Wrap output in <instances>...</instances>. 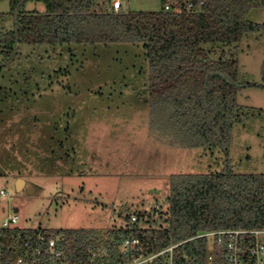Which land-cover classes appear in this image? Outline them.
<instances>
[{
  "label": "rangeland",
  "instance_id": "374dc122",
  "mask_svg": "<svg viewBox=\"0 0 264 264\" xmlns=\"http://www.w3.org/2000/svg\"><path fill=\"white\" fill-rule=\"evenodd\" d=\"M121 1L132 12L162 8L161 0ZM16 17L1 1L0 33ZM248 19L264 24V6ZM238 45L243 112L229 148L181 147L153 130L142 43H23L9 59L0 55V188L8 192L0 227L10 207L23 230L120 226L127 214L151 211L173 174L264 173V30Z\"/></svg>",
  "mask_w": 264,
  "mask_h": 264
},
{
  "label": "trees",
  "instance_id": "16d2710c",
  "mask_svg": "<svg viewBox=\"0 0 264 264\" xmlns=\"http://www.w3.org/2000/svg\"><path fill=\"white\" fill-rule=\"evenodd\" d=\"M9 1L17 17L13 30L0 33L5 59L23 43H142L150 64L153 130L181 147L231 146L232 128L243 112L237 102L243 87L238 44L245 34L264 30L263 23L248 19L249 11L264 6V0H204L201 10L200 0H176L182 8L171 5L168 10L164 6L169 0H161V9L141 12L116 11L113 0ZM32 1L42 2L45 10H27ZM190 2L195 7L188 10ZM158 200L162 205L157 213H139L134 223L127 214L120 226L55 230L66 264H121L130 258L120 249L130 236L142 238L151 252L209 230L264 227V173L226 169L173 174ZM183 254L190 260L186 264H215L208 260L205 237L180 244L178 262Z\"/></svg>",
  "mask_w": 264,
  "mask_h": 264
},
{
  "label": "built area",
  "instance_id": "2783aa9c",
  "mask_svg": "<svg viewBox=\"0 0 264 264\" xmlns=\"http://www.w3.org/2000/svg\"><path fill=\"white\" fill-rule=\"evenodd\" d=\"M203 4L204 0H200L199 10ZM121 5L120 0L113 1L116 11L121 8ZM164 7L168 10L171 8V4L167 2ZM194 7L193 2L186 5L188 10ZM7 196L8 192L4 188H0V199ZM161 205V201H158L149 212L157 213ZM138 216L139 214L132 213L130 221L136 222ZM18 223V211L15 208H8V215L0 227V264H66L65 252L59 247L61 236L41 230L24 234ZM8 230H13L14 233L8 236L6 234ZM199 237H205L208 240V260L211 263L264 264V227H226L200 233L191 239ZM189 240L147 252L142 238L127 237L122 242L120 249L125 256L130 255V258L121 264H186L190 261L188 255L183 254L182 261L178 262L176 248ZM209 240L214 243L212 249L209 246ZM100 253L104 254L105 251L101 250ZM213 257L215 262L210 260Z\"/></svg>",
  "mask_w": 264,
  "mask_h": 264
},
{
  "label": "water",
  "instance_id": "95a60500",
  "mask_svg": "<svg viewBox=\"0 0 264 264\" xmlns=\"http://www.w3.org/2000/svg\"><path fill=\"white\" fill-rule=\"evenodd\" d=\"M263 73H264V69H263ZM24 179H22V178H19L18 180H17V185H16V188H17V190H20V189H22L23 188V186H24ZM154 191V190H153ZM16 209V211L18 210V208H15Z\"/></svg>",
  "mask_w": 264,
  "mask_h": 264
},
{
  "label": "crops",
  "instance_id": "0c3cea01",
  "mask_svg": "<svg viewBox=\"0 0 264 264\" xmlns=\"http://www.w3.org/2000/svg\"><path fill=\"white\" fill-rule=\"evenodd\" d=\"M120 1H121V0H120ZM121 2H122V1H121ZM121 8H122V5H121ZM24 186H25V182H24ZM24 186H23V187H24ZM16 208H17V207H16ZM18 210H19V209H18ZM18 210H17V211H18ZM2 211H5V212H6V207H3V208H2Z\"/></svg>",
  "mask_w": 264,
  "mask_h": 264
}]
</instances>
